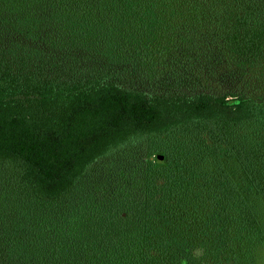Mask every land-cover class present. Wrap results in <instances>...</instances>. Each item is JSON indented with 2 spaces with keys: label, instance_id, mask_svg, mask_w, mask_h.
Returning a JSON list of instances; mask_svg holds the SVG:
<instances>
[{
  "label": "trees",
  "instance_id": "obj_1",
  "mask_svg": "<svg viewBox=\"0 0 264 264\" xmlns=\"http://www.w3.org/2000/svg\"><path fill=\"white\" fill-rule=\"evenodd\" d=\"M262 249L264 0H0V264Z\"/></svg>",
  "mask_w": 264,
  "mask_h": 264
},
{
  "label": "rangeland",
  "instance_id": "obj_2",
  "mask_svg": "<svg viewBox=\"0 0 264 264\" xmlns=\"http://www.w3.org/2000/svg\"><path fill=\"white\" fill-rule=\"evenodd\" d=\"M258 264H264V249L258 253Z\"/></svg>",
  "mask_w": 264,
  "mask_h": 264
},
{
  "label": "water",
  "instance_id": "obj_3",
  "mask_svg": "<svg viewBox=\"0 0 264 264\" xmlns=\"http://www.w3.org/2000/svg\"><path fill=\"white\" fill-rule=\"evenodd\" d=\"M160 160L162 161V160H163V158H160Z\"/></svg>",
  "mask_w": 264,
  "mask_h": 264
}]
</instances>
